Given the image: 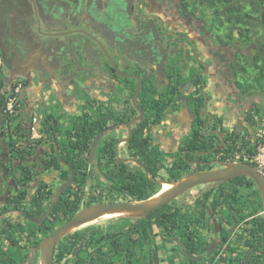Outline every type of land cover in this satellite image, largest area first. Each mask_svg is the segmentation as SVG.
<instances>
[{
  "label": "trees",
  "instance_id": "16d2710c",
  "mask_svg": "<svg viewBox=\"0 0 264 264\" xmlns=\"http://www.w3.org/2000/svg\"><path fill=\"white\" fill-rule=\"evenodd\" d=\"M188 4L182 6L193 12L195 17L199 16L201 22H210L209 32L217 46L223 50L234 49L233 59L228 62L231 77L226 78L233 90L241 96H264V0H193ZM238 44L239 47L254 46L256 50L250 54L241 49L238 52L235 49ZM195 84L196 89L190 99L197 119L193 129L180 141L174 152H161L154 144L150 131L152 127L162 124L167 110L176 104V98L169 91L171 97L167 100L164 94L155 93L154 86L149 83L145 89L147 98L139 106L145 114L144 120L138 122L130 132L124 153L126 160L119 158L118 137L107 133L98 142L94 164H89L88 159L95 136L117 120L122 123L131 120L136 114L132 106V116L125 118L111 117L109 112L96 116L84 112L67 130L63 129L57 117L46 114L38 123L40 137L23 141L26 136L18 123L22 103L20 94L15 93L19 85L14 84L10 89H5L0 84V114L8 123L7 147L11 159V169L8 170L13 171L11 174L17 186L16 194L1 209L0 215L26 211L30 216L40 218L48 209L56 191L47 183L46 178L56 174L59 186L69 179V168L61 167L60 162L69 164L76 172L74 183L63 191L61 199L41 224L27 220L14 222L8 214V217H4L0 225V237L5 240L0 242V264H30L28 259L32 255L37 256L34 253L35 247L81 208L118 199L136 202L149 199L160 191L163 182L175 183L190 173L196 165L189 161L216 158L222 162H243L256 167L253 157L258 142L254 136L250 140L245 125L254 127L255 119L262 118V108L254 104L244 114L242 128L245 136L241 141V131L236 129L235 124L231 129L226 128L222 115H214L215 124L202 131L207 119H202L199 111L205 98L198 88L199 81L196 80ZM133 89L134 86L130 91ZM11 97L16 98L15 115L6 112ZM128 103L131 105L130 101ZM88 105L93 108L96 103ZM211 130H218L220 136L212 134ZM43 144L47 148L43 151L44 156L39 158V164L25 165L27 157ZM129 159L135 163L128 162ZM91 167L94 171L90 170ZM89 179L93 183L88 187ZM233 180L236 184L232 189H239V194L246 200L244 209H250L242 220L264 211L255 183L244 176ZM224 185L219 184L218 188L227 189ZM190 198H194L192 208L206 205L196 195ZM173 202L143 218L120 216L117 220L122 222L118 231L111 227H86L69 233L58 245L56 263L153 264L155 259L160 258L157 243L176 240L184 243L186 249L191 251L188 242L189 214ZM243 212L246 213L245 210ZM244 224L246 226L239 229L242 251H253V254L258 255V264H264V215ZM80 244L82 248L78 254L84 255L71 258ZM117 256L121 258L118 262L113 260ZM186 261V264H194L190 260ZM165 262L163 264H173L175 260L170 258Z\"/></svg>",
  "mask_w": 264,
  "mask_h": 264
},
{
  "label": "flooded vegetation",
  "instance_id": "af4514ba",
  "mask_svg": "<svg viewBox=\"0 0 264 264\" xmlns=\"http://www.w3.org/2000/svg\"><path fill=\"white\" fill-rule=\"evenodd\" d=\"M188 2L0 0V84L5 89H10L14 84L20 86L21 117L27 118L30 113L35 112L40 114L36 116L39 123L40 118L44 116L41 113L45 111L46 114H51L50 108L58 111V102L62 107L68 102V110L76 108L71 122L73 123L84 112L95 116L109 112L114 118L132 116L131 106H134L131 97L138 86L139 78L142 86L135 98L139 100L136 101L138 107L147 98L145 89L149 83L154 86L155 93L164 94L167 100L174 95L176 104H172L168 109L172 113L178 114L180 103L186 102L190 113L188 117L186 115L185 118L184 115L182 118L186 124H190L188 135L197 119L190 99L196 89L195 81H199L200 93L202 89L208 97L206 81L209 80L213 86L216 73V64L209 55L212 46L208 42L207 34L210 32L206 26L199 27L200 23H205L200 21L199 16L195 17L193 12L182 6ZM65 24L67 27L63 28ZM72 31H77L75 37L83 42L76 50L70 48L67 43L53 44L47 37L56 32ZM207 58H211V66ZM211 67L213 71L210 70ZM117 71L125 74V78L118 75ZM75 72L79 73L77 78L72 76ZM225 84L226 82L224 86ZM132 86L134 89L130 91ZM169 91H172L171 95L168 94ZM93 102L96 105L92 108L88 103ZM134 110L136 114L131 120L125 123L117 120L110 125L114 128L108 134L119 139L117 152L120 146L125 150L129 130L131 132L138 122L144 120V112L140 109L143 117L139 118V112L135 108ZM182 111L185 112V109ZM203 112L201 114L199 111V114L207 121L202 131L215 124L214 115H217L209 112L207 106ZM29 124L30 122L25 125L24 134L31 139ZM239 124L240 121L236 129L239 126L237 130L241 131V141L245 131ZM245 126L251 140L255 132L251 126ZM211 133L220 136L218 130H211ZM40 146L37 151L42 155H38L41 158L44 154ZM122 159L126 160L125 154ZM88 161L89 164H94L95 154L93 157L89 154ZM218 161L222 162L216 158L189 161L196 165L190 173L219 169L222 165ZM128 162L135 163L130 159ZM35 164L39 162L31 161L30 156L27 157L25 165ZM233 179L225 182L223 187L227 189L222 190L218 188L222 183L197 186L203 190L195 191V187L190 196L187 195L178 202L189 214L188 242L191 251L186 249L184 243L176 240L171 242L172 244H165L172 247L167 259L172 257L177 263L183 259L190 260L194 264H258V255L253 254V251L243 253L239 243V229L246 226L244 223L258 217L259 213L242 220L250 209H244L246 200L239 194V189H232L236 184ZM16 192L17 186L4 195V200L0 201V211L8 205ZM192 195H196V198L206 205L192 208ZM122 201L129 200L118 199L112 202ZM84 208L86 207L80 210ZM23 213L28 214L23 211L0 215V225L4 217H8L7 214L14 222L28 221L21 215ZM120 228L121 224L117 225L116 230L111 227L115 231ZM1 241H5L3 237H0ZM60 242L55 248L53 264H57L55 256ZM39 246L35 247L34 253H39L40 260V249H37ZM81 248L80 244L75 249L76 254L73 253L70 257L83 256L84 253L78 254ZM163 253L164 250L158 249L160 257L165 254Z\"/></svg>",
  "mask_w": 264,
  "mask_h": 264
},
{
  "label": "rangeland",
  "instance_id": "374dc122",
  "mask_svg": "<svg viewBox=\"0 0 264 264\" xmlns=\"http://www.w3.org/2000/svg\"><path fill=\"white\" fill-rule=\"evenodd\" d=\"M185 1H189V0H185ZM209 23L210 22L208 20H206L205 23H200L199 27L201 28L202 26H206V28L208 29L207 31H210L209 30L210 29ZM207 38H208V42H210L211 46L213 47V48H211V52L209 55L216 62L215 63L216 64V73L214 75V77H215L214 85L212 86V84L209 83V80L206 81L207 92L209 95V100H208V105H207L208 111L213 113V110L211 107H214L213 106L214 105L213 100L216 99L214 97L215 96H223L219 100V103H220V106L218 107L219 112L224 116V118L227 122L230 121L232 123V121L234 120L233 121L234 124L237 125V123H239V121H240L239 125L242 128V123L244 122V121H242L244 114L247 111H249L250 108L254 104H258L262 108V112H263L262 118L255 119L254 127L253 126H251V127L253 128V131L254 130H256V131L264 130V96L263 95L241 96L237 91L233 90V88L229 85V82H227L226 78L230 79V77H231V70H230V68H228V62L233 59L234 49H232L230 51L229 50H223L222 48L217 46L214 43L210 33L207 34ZM235 49H238L237 50L238 52H239V49H241L242 52H244L246 54H250V53H252V51L256 50V47L248 46V45L239 47V44H238ZM200 57L203 58L202 55ZM211 58L210 59L207 58V62H209V66L212 65ZM210 70L213 71L212 67L210 68ZM224 82H226L225 86H224ZM219 92L221 93L220 95L218 94ZM139 98H140V96H139ZM224 98H225L226 102H224V104H223ZM136 101L138 102L139 100L136 99ZM188 102L190 103V101H188ZM75 109L76 108H74L72 111H70V109L69 110L63 109L62 106L58 105V111L55 110L54 108H50L49 110H50L51 114L50 113H48V114L55 116V117L59 118L61 121H63L62 122L63 129L67 130L72 125L71 122L73 121L74 115L76 114L74 111ZM41 114L44 115V112ZM28 122H29L28 119L18 120V123H20V125L22 126L23 133H24L25 125L28 124ZM189 126H190V124H186V122L183 119H181V117L178 114L172 113L170 110H168L165 113L162 124L152 127L150 134H151V137L153 138V141L156 142L159 150L163 153H169L170 154L178 148L181 138L187 136V132L189 131V129H188ZM7 127H8V123H7L6 119L4 118V116H2L0 114V160H1V166H0V201L1 200L3 201L4 195L8 191H11L12 187L15 188V186H16L15 177L12 176V174H11V172H13V171L10 172L8 170V169H11V166L9 163L10 155H9L8 147H7V142L9 141V134H8ZM231 127H233L232 124H231ZM226 128H228V127L226 126ZM117 132H119V131H117ZM103 137H104V135H103ZM27 139H28V137L23 138L22 140L28 141ZM40 147H42V148H40L41 152L45 151L44 149L47 148V146L44 144ZM119 148L120 149H118V154L120 157L123 158L125 150H122V146H120ZM38 155L42 156L40 154V152L37 151V149H35L32 152V155L30 156L31 161L39 162L38 158H40V157ZM90 170L94 171L93 167H91ZM46 180H47V183L50 184L55 190L59 187V182L56 179V174H52V175L48 176L46 178ZM92 183H93V181L91 179H89L88 180V187ZM195 189H196L195 191H198L200 189L203 190V188H198V187ZM187 195L188 196L191 195V190L186 192L184 195L178 197L177 199H175L174 202L173 201L172 202L178 203L179 201H182ZM260 215L263 216L264 211L260 212L259 216ZM119 217L120 216H115L112 218H101V219L97 220L95 223L93 222L91 224H88V225L80 228V229H84L86 227H95V228L103 229V228L113 226L114 229L116 230L117 225L121 224V222H122L121 220H117V219H120ZM165 244H172V243H170V242H167V243L158 242L157 243V248L160 249L161 251L164 250L165 254L163 253L164 255L161 256L159 258V260L155 259L153 264L166 263L165 261L168 258V256H170L169 252H170L172 247L170 245L167 246ZM36 255L37 256L32 255L28 259V263L40 264L39 263L40 262L39 253H37ZM170 258H172V257H170ZM113 260H118V258L115 257V258H113ZM181 262L186 264L187 261L183 259ZM176 263L177 262L175 261L173 264H176ZM63 264H69V263L66 261Z\"/></svg>",
  "mask_w": 264,
  "mask_h": 264
},
{
  "label": "water",
  "instance_id": "95a60500",
  "mask_svg": "<svg viewBox=\"0 0 264 264\" xmlns=\"http://www.w3.org/2000/svg\"><path fill=\"white\" fill-rule=\"evenodd\" d=\"M66 27L67 25L65 24L63 28ZM75 34H78V32L77 31L65 32V33L56 32L53 34H49L47 37L52 41L53 44L56 42L67 43L70 48L73 47L74 50H76L81 43L83 44V42L78 37L76 38ZM110 63L114 66L111 60ZM77 73L78 72H75L74 74H72V76L77 78L78 76ZM117 73L123 78H125L126 76L125 74L119 71H117ZM141 86H142L141 79L138 78V86L134 90L131 97L134 108L140 114L139 118L143 117V113L139 109L135 98L139 93ZM201 92L203 93L202 89ZM204 97H205L204 105L200 109L201 114L204 113L203 110L207 106V102H208V97L206 94H204ZM113 128L114 127L111 126L107 127L102 131H100L95 136L90 148L91 157L94 156L96 147L101 137H103V135L108 133ZM218 163L222 165V167L219 169L204 170V171L190 173L175 183H166V184H170L172 187L169 190L161 193L160 195L156 194L149 199L138 202L122 201V202H111V203H97L78 211L73 217H71L69 220L59 225L56 229H54L49 235H47L42 240L40 246L37 248L40 249V264H53V258L57 244L69 233L79 228L91 224L107 215H113V214H118L117 216H129L132 218L146 217L152 212L171 203L178 197L184 195L186 192L192 190L197 186L214 184V183H225L236 177H242V176L248 177L255 183L260 193L264 206V178L257 172L255 167L243 162L222 163L218 161ZM60 166L69 168L71 172L69 179L56 189L55 193L51 197V203L48 209L40 218H34L32 216H29L27 213L21 214L23 215V217H26L29 222L37 225L41 224L50 215L55 204L61 199L63 191L74 183L76 179L75 170L65 162H60ZM164 183L165 182H163L162 184ZM76 252L77 251H75L73 255H75Z\"/></svg>",
  "mask_w": 264,
  "mask_h": 264
},
{
  "label": "built area",
  "instance_id": "2783aa9c",
  "mask_svg": "<svg viewBox=\"0 0 264 264\" xmlns=\"http://www.w3.org/2000/svg\"><path fill=\"white\" fill-rule=\"evenodd\" d=\"M1 61V59H0ZM20 86L16 87L15 93H19ZM16 102V98H9L6 112L11 115H15L14 105ZM31 140L38 139L40 137V130L38 126V119L36 116H33L30 120L29 124ZM254 139L258 142L256 153L253 157V161L256 165L257 172L264 178V130H258L254 133Z\"/></svg>",
  "mask_w": 264,
  "mask_h": 264
},
{
  "label": "crops",
  "instance_id": "0c3cea01",
  "mask_svg": "<svg viewBox=\"0 0 264 264\" xmlns=\"http://www.w3.org/2000/svg\"><path fill=\"white\" fill-rule=\"evenodd\" d=\"M79 73H80V71H78ZM78 73V74H79ZM79 76H81V74L79 75ZM219 95L221 94L220 92L218 93ZM221 97H223V96H215L214 98H216V99H214L213 100V102H214V107H211L212 108V110H213V113H216V114H218V115H222L220 112H219V110H218V107L220 106V103H219V100L221 99ZM226 98V97H225ZM225 98H224V100H223V104H224V102H226V100H225ZM71 103H73V104H76V102H71ZM58 105H60V103L58 102ZM61 106V105H60ZM68 106H70V103H65V107H62L63 109H67L68 110ZM72 110L74 109V107H72L71 108ZM183 109H185V112L184 111H182ZM189 107H188V105L186 104V102H183V103H180V106H179V111L177 112L178 114H179V112H183L182 114L180 113L179 114V116L181 117V119H183L182 117L184 116L185 118H186V115H187V117L189 116ZM173 113H175L176 114V112H173ZM40 114H38V113H35V112H32V113H30L29 115H28V117L27 118H23V117H21V118H19L18 120H20V119H28V121L30 122V120H31V118H32V116H39ZM42 116V115H41ZM46 116V113H45V111H44V116H43V118ZM223 116V115H222ZM59 119V118H58ZM60 120V119H59ZM228 120V119H227ZM234 121V120H233ZM232 121V123L229 121V122H227L226 120H225V122H226V126L229 128V129H231L232 127H231V124H232V126L234 125V122ZM60 122L62 123L63 121H61L60 120ZM239 126H237V129H239L238 128ZM184 139V137L183 138H181V140H183ZM180 140V141H181ZM154 144H156V142H154ZM157 145V144H156Z\"/></svg>",
  "mask_w": 264,
  "mask_h": 264
},
{
  "label": "bare ground",
  "instance_id": "6f19581e",
  "mask_svg": "<svg viewBox=\"0 0 264 264\" xmlns=\"http://www.w3.org/2000/svg\"><path fill=\"white\" fill-rule=\"evenodd\" d=\"M171 187H172V186H171L170 184H166V183L162 184L161 189H160V191L157 193V195H160L161 193H163V192L169 190ZM117 215H118V214L107 215V216H105V217H103V218H112V217H115V216H117ZM95 222H96V221H95ZM95 222H94V223H95Z\"/></svg>",
  "mask_w": 264,
  "mask_h": 264
}]
</instances>
